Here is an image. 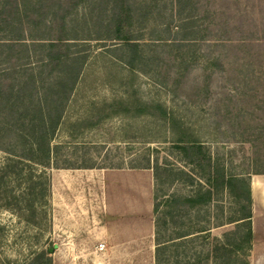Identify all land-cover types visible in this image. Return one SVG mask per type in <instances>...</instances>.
<instances>
[{"label": "rangeland", "instance_id": "374dc122", "mask_svg": "<svg viewBox=\"0 0 264 264\" xmlns=\"http://www.w3.org/2000/svg\"><path fill=\"white\" fill-rule=\"evenodd\" d=\"M132 1L136 52L89 40L44 161L25 155L29 122L0 121V264H264L252 244L231 247L243 229L240 181V197L222 187L172 214L164 202L210 187L213 166L249 188L264 172V0ZM114 99L160 103L167 115L153 107L103 117ZM85 117L95 123L73 125ZM183 129L210 164L178 146ZM223 241L231 253L215 254Z\"/></svg>", "mask_w": 264, "mask_h": 264}, {"label": "trees", "instance_id": "16d2710c", "mask_svg": "<svg viewBox=\"0 0 264 264\" xmlns=\"http://www.w3.org/2000/svg\"><path fill=\"white\" fill-rule=\"evenodd\" d=\"M81 8H87V11L82 12ZM139 9L132 0H0V121L29 122V146L25 155L39 162L49 156L50 142L46 135L53 132L62 120L89 58L90 51L86 50V45H90L89 40L106 42L115 39L117 41L112 44H119L114 46L122 45L136 52L138 41L130 33V25ZM112 47L105 48L108 50ZM134 55L126 61L131 67ZM153 107L159 110L160 115H167L166 108L160 103L151 105L121 99L105 102L101 109L105 117L115 112L133 110L154 113ZM76 121L79 122L73 125L77 124L78 128L95 123L86 117ZM175 121L171 117L173 128ZM178 133L177 140L181 142L178 146L191 161L206 160L210 164V156L206 155L200 141L186 129ZM207 180L210 187H199L188 195H167L164 198L169 206L166 213L172 214L180 206L193 207L207 202L214 190L222 187L233 188L234 196L240 197L243 191L241 194L234 190L236 181H240L242 185L239 188L245 187L242 199L245 202L236 220L240 219L237 225L243 229L231 247L232 250H247L253 240L252 200L248 183L242 177L226 173L219 166H213ZM158 197V192H154L155 212L160 204ZM158 243H164V240ZM219 243L221 245L215 247V254L219 255L220 247L223 256L231 253L226 252L228 242ZM236 263L228 256L221 261V264Z\"/></svg>", "mask_w": 264, "mask_h": 264}, {"label": "crops", "instance_id": "0c3cea01", "mask_svg": "<svg viewBox=\"0 0 264 264\" xmlns=\"http://www.w3.org/2000/svg\"><path fill=\"white\" fill-rule=\"evenodd\" d=\"M255 180L256 185L254 184ZM250 190L252 203L257 208L251 216L253 230L252 245L256 251L262 253L264 256V172L253 175Z\"/></svg>", "mask_w": 264, "mask_h": 264}]
</instances>
